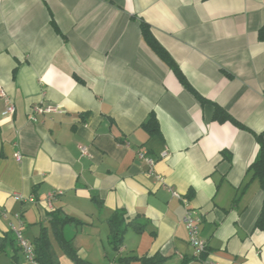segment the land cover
Segmentation results:
<instances>
[{
  "label": "crops",
  "instance_id": "crops-1",
  "mask_svg": "<svg viewBox=\"0 0 264 264\" xmlns=\"http://www.w3.org/2000/svg\"><path fill=\"white\" fill-rule=\"evenodd\" d=\"M141 21L206 101L145 43ZM263 24L264 0H0V88L15 106L3 115L0 96V236L10 223L30 241L49 228L59 264H75L51 232L57 209L79 220L57 228L91 264L155 253L160 264H264V194L248 171L264 132ZM213 103L249 130L216 121ZM54 104L64 112L32 111ZM151 112L159 133L142 126ZM187 205L202 214L200 259ZM116 210L144 225L118 250ZM13 254L30 264L15 246L0 264Z\"/></svg>",
  "mask_w": 264,
  "mask_h": 264
},
{
  "label": "trees",
  "instance_id": "trees-1",
  "mask_svg": "<svg viewBox=\"0 0 264 264\" xmlns=\"http://www.w3.org/2000/svg\"><path fill=\"white\" fill-rule=\"evenodd\" d=\"M140 29L142 37L145 43L155 52V54L164 61L177 75L179 81L182 85L191 91L201 102L206 101L207 99L200 95L194 88L189 84L187 79L184 77L182 72L180 71L178 65L172 58V56L168 53V51L158 42V40L153 35L152 31L148 23L145 21L140 22ZM258 38L260 40H264V24L258 30ZM214 105V113L213 118L219 122L229 121L234 125L248 129L244 126L240 121L235 119L232 115H230L224 108L220 105L213 103ZM142 126L146 128L149 134L159 133V125L156 120L155 115L151 112L147 119L142 123ZM249 130V129H248ZM264 132L255 133V136L259 142L258 151L253 159V161L248 166V171L251 174V178L257 179L260 188L264 194V141H263ZM48 213L51 215V221L54 224V228H51V232L54 235L56 241L60 244L62 249L65 251L67 256L75 263V264H91L90 261L81 257L76 248L74 247L72 240L66 238L62 232L63 228H57V226H63L66 223L78 222L76 218L68 215L61 216L59 215V211L57 209L49 210ZM108 222L110 224L109 231V241L114 250H118L122 245L123 235L128 226H131L136 232L143 231L144 225L137 223L135 221V217L127 216L124 210H116L112 216L108 218ZM255 227L264 231V196L262 200V205L260 212L255 221ZM16 237L14 233L11 231L10 233H5L0 236V252L5 251L7 246H15V250L21 247L17 243L15 244ZM34 246V258L37 264H59L58 259L56 258L49 234V228L42 227L40 228V232L37 236H35L31 240ZM203 256V254H202ZM201 256V257H202ZM16 255L13 254L11 256V264H15ZM165 259L164 256H160L157 253L153 255H129V256H121L118 257V261L122 264H128L131 261H137L139 264H160Z\"/></svg>",
  "mask_w": 264,
  "mask_h": 264
},
{
  "label": "built area",
  "instance_id": "built-area-1",
  "mask_svg": "<svg viewBox=\"0 0 264 264\" xmlns=\"http://www.w3.org/2000/svg\"><path fill=\"white\" fill-rule=\"evenodd\" d=\"M0 96L4 98L6 102L5 110L3 111V115H11L13 114L15 110L14 103L10 96L5 92L4 89L0 88ZM32 111H43V112H64V109L60 105H34L32 107ZM82 151H85L84 147H81ZM167 155V152L164 151L160 154L161 157H165ZM137 156L141 159H144L148 165H149V171L148 173L152 172V168L154 165V159L150 156H147L144 151L139 150L137 152ZM16 158L20 159V155L16 154ZM157 179L160 183H163V179L160 175H157ZM172 194L178 198H181L182 195L178 193L177 191L172 190ZM15 199H21V195L15 194ZM186 200L185 198H183ZM187 202V200H186ZM202 220V214L195 208L187 205L185 212L182 216V222L185 226V229L187 231L188 236V243L193 249V257L200 259L202 254L205 252L206 242L199 236V224ZM10 229L14 233L16 237V242L19 244L21 249L23 250L28 262L30 264H37L35 258H34V246L30 240H28L22 233L21 229L10 223Z\"/></svg>",
  "mask_w": 264,
  "mask_h": 264
}]
</instances>
